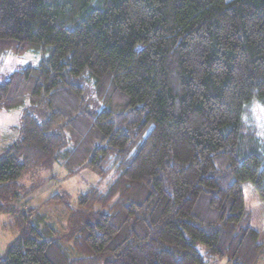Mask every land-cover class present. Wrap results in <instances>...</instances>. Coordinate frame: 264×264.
<instances>
[{
	"label": "trees",
	"instance_id": "1",
	"mask_svg": "<svg viewBox=\"0 0 264 264\" xmlns=\"http://www.w3.org/2000/svg\"><path fill=\"white\" fill-rule=\"evenodd\" d=\"M29 53L0 79V111L23 109L0 156L20 230L0 264L259 263L243 186L264 205V0H0V70ZM54 164L108 180L60 237L1 201Z\"/></svg>",
	"mask_w": 264,
	"mask_h": 264
},
{
	"label": "rangeland",
	"instance_id": "2",
	"mask_svg": "<svg viewBox=\"0 0 264 264\" xmlns=\"http://www.w3.org/2000/svg\"><path fill=\"white\" fill-rule=\"evenodd\" d=\"M41 59V55L30 53L20 58L9 56L2 63L0 79L7 78L16 70L37 66ZM22 117L23 109L0 111V156L4 154L7 146L20 138L19 128ZM107 182L108 180L101 181L97 175L88 170L68 176L67 170L60 164L37 166L27 171L16 187L7 190L1 201L10 210L34 208L33 218L36 216L44 218L39 229H45L46 225H50L60 237L66 233L70 219L69 209H77L78 198L91 186H98L100 191L106 192ZM243 189L246 206L253 214V227L260 233L261 242H264V205L251 184H245ZM15 213L5 212L0 215V258L6 255L9 246L20 236ZM34 222L32 219V223ZM65 246L68 247V244ZM198 250L206 260L211 261L205 245H199ZM217 261L219 264L227 262L225 258ZM258 264H264V257Z\"/></svg>",
	"mask_w": 264,
	"mask_h": 264
}]
</instances>
